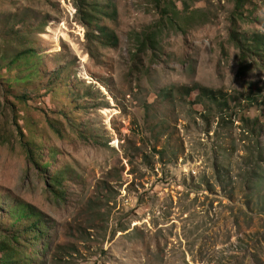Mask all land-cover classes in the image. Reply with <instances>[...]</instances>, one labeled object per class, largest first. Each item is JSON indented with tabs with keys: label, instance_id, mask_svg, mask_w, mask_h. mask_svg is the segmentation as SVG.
Returning a JSON list of instances; mask_svg holds the SVG:
<instances>
[{
	"label": "rangeland",
	"instance_id": "374dc122",
	"mask_svg": "<svg viewBox=\"0 0 264 264\" xmlns=\"http://www.w3.org/2000/svg\"><path fill=\"white\" fill-rule=\"evenodd\" d=\"M234 5L0 0V241L17 236L14 264H264V104L245 99L264 44L240 72L231 39L232 19L241 40L264 38V0L239 18ZM195 84L225 108L180 89Z\"/></svg>",
	"mask_w": 264,
	"mask_h": 264
},
{
	"label": "trees",
	"instance_id": "16d2710c",
	"mask_svg": "<svg viewBox=\"0 0 264 264\" xmlns=\"http://www.w3.org/2000/svg\"><path fill=\"white\" fill-rule=\"evenodd\" d=\"M234 1H235V5H234L233 14L234 16L239 18L242 14V9H243L245 0H234ZM172 11L174 15L178 13L176 9L175 10L172 9ZM196 12H198V10H192L188 12V17L191 18L192 14H195ZM79 13L81 14V19L86 24L91 23L92 15L90 11L85 10V9L82 10V8H80ZM235 24H236V21L232 19L231 39H232V42H234V44L240 50V72H241V70L243 71L244 65L248 60L249 52L251 50L260 51L262 45L264 44V38L260 34L254 33L251 35V37L243 38V40H241L239 38V35H237ZM101 35L104 36L106 39H110V35H112V32L110 30H107L105 27H99L98 36H101ZM151 40H152L151 37L147 38L148 42H151ZM30 51L33 52L32 49ZM27 52L28 51H22L21 53L16 55L14 59L15 61L11 59L10 62L13 64V62H16L18 59L21 58L22 55H25ZM180 89H182L186 95H189L191 92L197 91L198 92V103L205 104L206 100H208V102H211V104H217L219 108H222V109L225 108V106L227 105V100L223 99V95L220 90H215V89L201 86L198 84H195L194 86H191V87H181ZM254 95L260 96L264 104V83L262 86H259V85L256 86L255 92H253V90L251 89L250 92L245 96V99H250V102H251L252 100L256 99ZM257 119H255L254 125H257L259 123V120ZM25 142L26 143H24L25 144L24 150L26 151L27 158L29 160H34L37 163L35 145L29 141H25ZM258 146H259V154H261V146H260L259 141H258ZM62 178H63L62 172L58 171L55 173V176L49 180V184L51 187L50 191L52 192L54 191L57 197H59L61 193L60 186H62V182H63ZM12 208L15 209V212H16L15 217L18 216L17 218H22V216L25 217L28 215L27 205H24L21 203L19 204L15 203L12 206ZM8 239H10V242ZM8 239H2L0 241V251L3 252L2 264H14V260L16 259L15 257H16L17 251L15 248H13V245L11 244V240L13 239L17 241V236L16 235L9 236Z\"/></svg>",
	"mask_w": 264,
	"mask_h": 264
}]
</instances>
